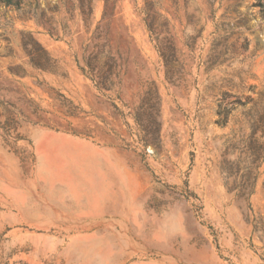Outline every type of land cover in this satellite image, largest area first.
<instances>
[{
    "label": "rangeland",
    "instance_id": "1",
    "mask_svg": "<svg viewBox=\"0 0 264 264\" xmlns=\"http://www.w3.org/2000/svg\"><path fill=\"white\" fill-rule=\"evenodd\" d=\"M164 255L264 264V0L0 2V264Z\"/></svg>",
    "mask_w": 264,
    "mask_h": 264
},
{
    "label": "crops",
    "instance_id": "2",
    "mask_svg": "<svg viewBox=\"0 0 264 264\" xmlns=\"http://www.w3.org/2000/svg\"><path fill=\"white\" fill-rule=\"evenodd\" d=\"M89 177V176H88ZM79 182H83V180H78ZM87 182H90L89 179H86ZM92 182V179H91ZM176 264V259L171 257L170 255H164L163 257L153 258L150 260H139L133 264Z\"/></svg>",
    "mask_w": 264,
    "mask_h": 264
},
{
    "label": "trees",
    "instance_id": "3",
    "mask_svg": "<svg viewBox=\"0 0 264 264\" xmlns=\"http://www.w3.org/2000/svg\"><path fill=\"white\" fill-rule=\"evenodd\" d=\"M0 2L3 5H18L21 2V0H0ZM87 66H89V65H87ZM80 69L83 72H87L86 73V76H88L94 82V84H95V86L97 88H100V83L97 82V80L95 79V77L92 75L90 68L85 69L84 67L80 66Z\"/></svg>",
    "mask_w": 264,
    "mask_h": 264
}]
</instances>
